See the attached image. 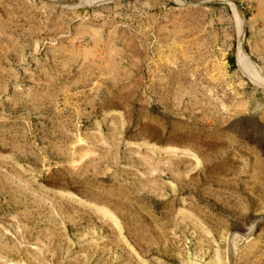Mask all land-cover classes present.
Listing matches in <instances>:
<instances>
[{
	"label": "rangeland",
	"instance_id": "obj_1",
	"mask_svg": "<svg viewBox=\"0 0 264 264\" xmlns=\"http://www.w3.org/2000/svg\"><path fill=\"white\" fill-rule=\"evenodd\" d=\"M0 264H264V0H0Z\"/></svg>",
	"mask_w": 264,
	"mask_h": 264
},
{
	"label": "trees",
	"instance_id": "obj_2",
	"mask_svg": "<svg viewBox=\"0 0 264 264\" xmlns=\"http://www.w3.org/2000/svg\"><path fill=\"white\" fill-rule=\"evenodd\" d=\"M229 62H230V64L233 66V65H235V59H234V56L232 55V56H230V58H229Z\"/></svg>",
	"mask_w": 264,
	"mask_h": 264
},
{
	"label": "bare ground",
	"instance_id": "obj_3",
	"mask_svg": "<svg viewBox=\"0 0 264 264\" xmlns=\"http://www.w3.org/2000/svg\"><path fill=\"white\" fill-rule=\"evenodd\" d=\"M245 53V52H244ZM236 62H237V57H236Z\"/></svg>",
	"mask_w": 264,
	"mask_h": 264
},
{
	"label": "water",
	"instance_id": "obj_4",
	"mask_svg": "<svg viewBox=\"0 0 264 264\" xmlns=\"http://www.w3.org/2000/svg\"><path fill=\"white\" fill-rule=\"evenodd\" d=\"M233 5V4H232ZM235 61H236V57H235ZM237 64V63H236Z\"/></svg>",
	"mask_w": 264,
	"mask_h": 264
}]
</instances>
